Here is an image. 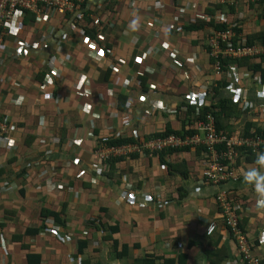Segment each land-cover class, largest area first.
Returning a JSON list of instances; mask_svg holds the SVG:
<instances>
[{
	"label": "crops",
	"instance_id": "obj_1",
	"mask_svg": "<svg viewBox=\"0 0 264 264\" xmlns=\"http://www.w3.org/2000/svg\"><path fill=\"white\" fill-rule=\"evenodd\" d=\"M156 1L165 4L160 13ZM104 2L92 0L102 4L101 11ZM111 2L117 4L108 17L111 26L104 29V42L113 56L103 60L88 56L78 38L59 51L61 44L57 46L54 39L47 48H32L28 57L18 56V72L0 68V79L9 75L13 79L10 85L0 83V115H6L15 130L11 146L0 147V184L8 181L15 186L0 192V264H165L164 260L243 264L238 263L236 244L217 207L215 197L221 190L238 203L242 229L253 241L251 255L264 264V200L244 180L246 170L256 164L241 162L234 166L236 180L214 185L202 177L203 148H178L148 157L118 155L101 171L94 156L97 144L107 148L134 144L166 128L182 135L198 132L202 108L212 113L222 101H228L225 105H230L232 114L220 120L219 132L264 135V57L254 61L256 72L229 60L215 74L206 39L218 25H236L240 40L246 42L247 35L255 32L257 46H264V0ZM188 3L196 6L195 11L175 6ZM170 14L178 18L179 29L147 24L155 16L168 20ZM220 14L224 24L217 20ZM133 34L140 36L137 44ZM23 37L38 39L29 28H24ZM161 45L168 51H161ZM157 50V57L144 58ZM173 51L183 69L172 64ZM50 62L61 73L51 75L53 83L43 91L40 84L50 73ZM185 70L200 86L185 84ZM9 96H16V101L12 103ZM152 96L162 100L163 109L152 106ZM89 125L92 138L85 135ZM34 161L43 168L55 166L60 174L56 181L69 189L48 193L40 172L25 168ZM259 175L264 176V170ZM153 192L160 198L140 196ZM43 210L58 219L41 218ZM47 219L53 220L50 225L58 233L51 232ZM209 222L216 228L207 235ZM4 251L6 255L1 254ZM31 255L37 258L30 260Z\"/></svg>",
	"mask_w": 264,
	"mask_h": 264
},
{
	"label": "built area",
	"instance_id": "obj_2",
	"mask_svg": "<svg viewBox=\"0 0 264 264\" xmlns=\"http://www.w3.org/2000/svg\"><path fill=\"white\" fill-rule=\"evenodd\" d=\"M248 1L254 2L257 0ZM130 2L126 3L132 9ZM87 6L90 9L89 12L87 11ZM154 6L157 10H160L158 12L160 13L164 9L165 4L156 1ZM175 6L178 10L195 11L196 9V6L190 3L181 6L175 4ZM101 9L102 4H92V0H0V68H14L13 71L18 72L19 69L16 65V60L20 59H17L18 56L28 57L32 48H47L54 42V39L57 41V46L61 44L59 51L65 45H68V42L75 41L78 38L87 49L88 56L98 58L99 60L113 56V49L107 47L105 43L106 36L104 29L111 26L107 22L109 16L102 13ZM167 17L168 20H165L163 16H155L151 19L146 17V21L149 19L147 24L152 26L165 25L171 30L179 29L178 18L173 14L167 15ZM205 20L209 21L210 16H205ZM217 20L221 24L226 22L222 14L217 17ZM24 28L31 29L34 38L37 37L38 39L27 40L24 38ZM154 35L158 36L159 32L155 31ZM232 37L233 31L231 28H227L224 31L212 29L207 36L209 54L214 59L211 67L215 74L223 71L221 59L264 56V46H257V44L248 45L243 40L240 43L234 44L231 41ZM139 38V35L133 34L135 44L139 42ZM159 49L161 51H168L164 45L159 46ZM157 52L158 50L156 52L148 51L144 54V58L150 55L157 57ZM170 55H172V64L176 66V70L183 69L185 65L176 58V52L173 51ZM53 59L51 57L49 60L52 61ZM118 62L123 63L122 60ZM47 64L49 65L48 69L50 73L40 84V89L43 91L53 83L51 75L61 73L56 65H53L51 62ZM195 68L199 70L198 65H195ZM112 70L118 72L116 66H112ZM9 76H7L8 78L5 77L6 79L4 80L3 78L0 79V83H8L10 85L13 79L9 78ZM184 78L188 86L192 84L194 86L199 85L196 84V80H193L189 71H184ZM127 83H129L127 80L123 82L124 85H127ZM149 88L151 91H155L156 86L151 84ZM10 101L12 103L15 102L16 96L14 98L11 97ZM151 101L154 108H164L162 100L158 99L157 96H152ZM185 108L182 107V110L185 111ZM195 114H199L198 109H196ZM113 115L116 116L115 113ZM198 120V132L186 135L171 134L165 137L140 140L137 143L126 144L120 147L107 148L97 144V147L94 148V156L100 163L97 168L101 171L111 158L118 155L139 153L148 157L158 155L167 149L203 148L205 156L202 161L204 165L202 177L209 184L219 185L237 179L234 166L241 151L258 154L261 150H264V136L261 134L252 132L249 135L231 136L219 132L215 126V120L211 112H205L202 118ZM14 131L13 124H11L7 116L0 115V147L8 148L11 146L10 138ZM85 135L87 138L94 137L93 126L89 125V130ZM57 146L58 144L54 148L55 151L58 150ZM25 168L26 170L32 168L40 172L38 177L44 179L43 184L46 186L48 193L68 188L62 181H56L60 174L55 166L43 168L40 162L34 161ZM25 176L28 179L30 173H26ZM14 188L15 186L8 181L0 184V192H10ZM153 194L141 193L140 196L144 199L160 198L159 194H155L154 192ZM215 199L223 216L224 225L229 227L230 235L236 244L240 263L258 264L259 260L251 255L252 245L249 239L239 227V215L235 211L239 206L233 205L230 198L222 190L217 193ZM140 206L144 205L140 204ZM45 222L50 227L51 232L58 233V229L50 225H54L53 220L47 219ZM215 228V224L209 222L206 228L207 235L213 233ZM1 254L6 255L5 251Z\"/></svg>",
	"mask_w": 264,
	"mask_h": 264
},
{
	"label": "trees",
	"instance_id": "obj_3",
	"mask_svg": "<svg viewBox=\"0 0 264 264\" xmlns=\"http://www.w3.org/2000/svg\"><path fill=\"white\" fill-rule=\"evenodd\" d=\"M91 3V2H90ZM263 3V2H262ZM104 5H103V11H102V13H104V14H106L107 16H109V17H111V15H112V13H113V11H114V8H115V5L117 4V2H111V0L109 1V0H105V2L103 3ZM87 11L89 12L90 11V9L88 8V6H87ZM87 21H89V19H87ZM227 28H231L232 30H233V37H232V42L234 43V44H236V43H240L242 40H240V37L238 36V34H240V29L238 28V27H236V25H233V26H228V25H226V24H224V25H218L216 28H214V30H220V31H224V30H227ZM259 34H257V33H255V32H253V34H251V35H247V37H246V43L248 44V45H255V44H257V36H258ZM261 36H263L264 37V35H262L261 34ZM262 57H264V56H262ZM222 61V64H223V66H224V64L226 63V61L228 62L229 60H237V63H238V65L239 66H244V67H246V68H248V69H251V70H253L254 72H256L257 71V63H255L254 61L255 60H257V57H251V58H240V59H232V58H229V59H221ZM240 60H242V61H240ZM220 85H224V83H221ZM214 89V88H213ZM181 95H183V94H181ZM226 102H228V101H222L220 104H219V106L217 105H214L213 106V112H212V114H213V116H214V120H215V124H216V128H217V130H220V128L222 127L221 125L222 124H220V120L221 121H223V120H226V117L227 118H229V116H230V114H232L231 113V110L229 109L230 107V105H228V106H226L225 105V103ZM216 107L218 108L219 107V112L218 113H216V111H215V109H216ZM228 107V108H227ZM212 108V107H211ZM215 108V109H214ZM232 108V107H231ZM192 107H189V110H191L192 111ZM233 109V108H232ZM206 110H209V109H206V108H202V114H205V111ZM191 113H189V114H186V115H190ZM220 115H222V116H224V117H221ZM191 116L192 115H190V118H191ZM194 117L192 116V119H193ZM195 119V118H194ZM197 119V118H196ZM171 134H174V135H182V134H184V133H176V132H173V131H171V130H169L168 128H166V130H165V132H163V133H161V134H156V135H154V136H150L149 138H146V139H152V138H158V137H165V136H168V135H171ZM248 134V133H247ZM257 134H259V133H257ZM261 135H263V134H261ZM264 136V135H263ZM126 141H123V140H109V143L110 144H121V143H125ZM187 149V148H186ZM176 150V149H175ZM170 151H173L172 149H167V150H165V151H163V153L164 152H170ZM203 151V150H202ZM261 152H264V150H261L260 151V153ZM160 156V155H159ZM256 156H257V154H253V153H251V152H244V151H241L240 153H239V155H238V158H237V160H236V162H235V165H239L241 162H247V163H254V164H256L257 165V163H256ZM113 164L111 163V166H112ZM167 169L169 170L170 169V167L169 166H167ZM232 202V201H231ZM232 204L233 205H235V206H239L238 205V203H236V202H232ZM217 207H218V205H217ZM218 209H219V207H218ZM220 210V209H219ZM236 213L237 214H239V213H241V209L240 208H237L236 210ZM47 216H50V217H52L53 219H58V216L56 215V214H54V213H51L50 211H47V210H43V212H42V214H41V218H45V217H47ZM225 226V225H224ZM239 227L242 229V223L239 221ZM225 228L228 230V232H229V234H230V230H229V227H226L225 226ZM243 230V229H242ZM35 233H36V231H35ZM34 233V234H35ZM231 236V235H230ZM250 241V240H249ZM252 242L253 241H250V243H251V245L253 246V244H252ZM35 257L37 258V256H33V255H31L30 256V260L33 258V259H35ZM29 260V261H30ZM165 261V264H172V261H170V260H164ZM149 262V261H148Z\"/></svg>",
	"mask_w": 264,
	"mask_h": 264
},
{
	"label": "clouds",
	"instance_id": "obj_4",
	"mask_svg": "<svg viewBox=\"0 0 264 264\" xmlns=\"http://www.w3.org/2000/svg\"><path fill=\"white\" fill-rule=\"evenodd\" d=\"M257 167H251L244 173V180L254 186L258 199L264 200V176L259 175L264 170V152L256 156Z\"/></svg>",
	"mask_w": 264,
	"mask_h": 264
},
{
	"label": "rangeland",
	"instance_id": "obj_5",
	"mask_svg": "<svg viewBox=\"0 0 264 264\" xmlns=\"http://www.w3.org/2000/svg\"><path fill=\"white\" fill-rule=\"evenodd\" d=\"M207 39V38H206ZM184 81H185V84L187 85V81L186 79L184 78ZM188 86V85H187ZM238 263H240V261L238 260Z\"/></svg>",
	"mask_w": 264,
	"mask_h": 264
}]
</instances>
